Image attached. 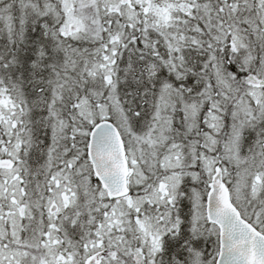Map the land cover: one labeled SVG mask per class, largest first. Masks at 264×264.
Listing matches in <instances>:
<instances>
[{"label":"snow or ice","instance_id":"obj_1","mask_svg":"<svg viewBox=\"0 0 264 264\" xmlns=\"http://www.w3.org/2000/svg\"><path fill=\"white\" fill-rule=\"evenodd\" d=\"M0 264H264V0H0Z\"/></svg>","mask_w":264,"mask_h":264}]
</instances>
